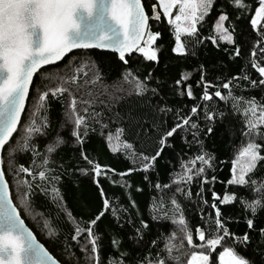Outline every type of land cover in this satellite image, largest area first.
I'll list each match as a JSON object with an SVG mask.
<instances>
[{"label": "snow or ice", "instance_id": "snow-or-ice-1", "mask_svg": "<svg viewBox=\"0 0 264 264\" xmlns=\"http://www.w3.org/2000/svg\"><path fill=\"white\" fill-rule=\"evenodd\" d=\"M218 2L154 0L148 14L142 0H0V264H61L25 227L21 212L13 203L9 176L16 180L15 199L19 200L23 214L32 215L54 245H58L61 232L67 226L68 238L74 244L65 247L64 253L69 260H75V264H182L181 253L185 250V242L189 248L200 249L191 251L187 264H211L210 257L218 246L222 248L217 256L218 264H264V226L257 227V217L264 211V178H255L257 171H264L261 168L264 164V0H257L254 14L247 20L255 33L247 55L255 78L242 68L237 74L209 80L206 75L208 69L200 64L196 70L199 78L195 81V88L200 89L197 97L193 84L189 82L191 73L188 72H181L179 78L169 83L152 71L141 78L132 70L125 69L121 77L108 83L97 63L77 62L74 57L67 61L63 69L42 75L33 95L32 107L26 112L34 74L45 65L57 64L74 49H109L117 53L119 61L125 65L128 64L126 55L136 52L143 61L158 64L165 47L157 44L162 33L153 31L150 21L162 22V18L167 20L171 29L173 43L168 51L173 58L195 57L197 49L209 42L214 48H220L222 43L228 45L222 50L229 53V60L244 58L246 41L236 42L235 25L245 19L252 6L245 0H224L211 20L209 34L205 35L201 29L208 24L210 13ZM227 6L234 9L235 20L225 10ZM235 89L239 90V94ZM166 90L195 102L181 112L169 105ZM255 90L262 93L259 98L244 94ZM49 98L58 100L62 107L61 120L54 130L50 122ZM130 99L139 102L142 108L137 117L113 111L115 106ZM214 101L222 102L225 107L221 109ZM104 109L110 113L107 117L104 116ZM235 117H240L239 128L231 122ZM133 118L141 129L140 134H147L152 151L147 155L143 151L139 153V169L129 168L119 175L123 177L140 170L148 181V173L155 170L164 150L174 148L172 139L177 135L187 149L178 154L180 170L172 175L171 184L159 181L151 184L161 195L159 200L153 197L147 221L142 214L133 218L131 210L137 208L135 201H131L130 208L113 206L99 180H95L102 205L82 227L81 221L68 209L60 184L65 176L77 172L99 177L102 172L109 171L89 158L83 150L85 139L90 130L95 131L93 125H99L103 135L109 127L104 122L107 120L120 125L115 128L119 142L127 134L128 123ZM220 125L238 130L242 145L231 160V176L226 184L247 189L248 192L238 195L226 189L221 198L211 191L212 202L209 205V201L204 199V185L216 181L215 175L210 179L206 175L209 169H214L216 157L206 148L205 141L215 134ZM65 128L70 129L69 138L77 146L79 159L86 162L87 168L56 163L50 159L69 142L62 135ZM112 140L113 133L109 131L106 145L111 152L118 153L120 148L113 147ZM132 148L133 145L125 140L123 149L128 151ZM193 150L195 154L188 155ZM18 154L30 155L27 166L18 162ZM185 156L188 157L186 160ZM194 182L199 191L195 193L197 199L192 201L191 186ZM121 186L128 187L126 183ZM172 187L175 191L168 197V207L163 198L164 190ZM137 191L142 189L138 187ZM177 194L198 206L209 205L215 211V219L209 214L206 221L211 233L208 238L204 229L199 226L195 229V235L201 242L199 245L193 244V233ZM38 195L50 198V202L45 200L40 205L41 209L45 205H55L54 208L49 206L47 216L43 211L36 213L34 198ZM217 201L220 205L239 202L245 214L246 231L238 235L229 229V223L238 224L239 220L224 216ZM109 211L118 228H129L125 233L129 247L121 249L125 238L114 235L110 244L115 255L101 258L102 234L97 230ZM200 211L201 219H204L203 207ZM150 222L170 223L175 231L171 228L168 232L161 230L146 244ZM253 232L259 237L254 248ZM144 247L147 251H139ZM71 249H79V255Z\"/></svg>", "mask_w": 264, "mask_h": 264}, {"label": "trees", "instance_id": "trees-1", "mask_svg": "<svg viewBox=\"0 0 264 264\" xmlns=\"http://www.w3.org/2000/svg\"><path fill=\"white\" fill-rule=\"evenodd\" d=\"M154 0H142V3L145 5L146 13L150 14L151 9L150 5ZM245 2L251 5L250 11L246 14L244 20L236 22L235 25V35L236 42L242 43L244 41V58H237L234 60H229V53L223 51L224 47H229L228 45L222 43L220 48H214L210 42L206 43L204 46H201L197 49V55L195 57L189 56L187 58H173L168 48L173 43L172 33L170 27L167 25L165 19L162 18V22H153L150 21L152 30H159L162 33V37L157 41V44H162L165 47V53L158 64L148 61H143L142 56L132 54L127 56L128 64L125 65L123 62H120L117 55L112 53H105L99 51H76L69 55L61 63L45 68L37 73L33 80V84L30 89L29 99L26 105L27 109L32 107L33 95L35 93L36 87L40 84L42 75L47 74L48 71H58L63 69L64 65L68 60L77 59V62L83 60L87 62H93L98 64V69L102 73L105 81L111 83L116 81L118 77H121L122 72L125 69L132 70L141 78L147 72H154L155 76L162 79L168 80L169 83H172L174 79L179 78L181 72L191 73L189 82L193 84L194 94L198 97L200 94V89L195 88V81L199 78L197 74V68L200 64L205 65L208 69L207 78L209 80H215L217 76H227L229 74H237L241 71L242 68L246 69L249 75H252L255 78L256 74L254 70L251 69L250 63L247 59L248 52L251 49V45L255 39V33L251 30L250 25L247 23L248 18L254 14L255 6H257V0H245ZM220 3H224V0H219L217 6L210 13L208 18V24L201 29L202 33L207 35L210 32L209 25L211 24L212 18L217 15V8L220 6ZM227 12L232 14L231 19L235 20L234 9L231 6H227L225 9ZM243 38V41H242ZM237 94L239 90L235 89ZM245 95H255L258 98L262 95L259 90L251 91L249 93H244ZM167 100L169 105L179 108L181 112L186 111L192 106L195 101L188 100L187 97H180L174 95L171 90H166ZM50 101V122L52 125V130L56 129L58 122L61 120L62 116V107L61 103L58 100ZM218 103L220 108L223 109L225 105L222 102L214 101ZM97 111H101V108H97ZM104 116L107 117L110 113L107 109H104ZM114 112H120L122 115L126 113H131L133 117H137L141 112L142 108L134 99L127 100L120 103L119 105L113 108ZM26 112L22 116V120L26 116ZM171 122V117L169 118ZM240 117H235L231 121L233 124L239 128ZM104 122L109 124L108 129L104 130V134H101V129L99 125H93L95 131H89L88 137L85 139L83 150L89 155V158L94 162L99 163L103 168L108 169L106 173L102 172V175L99 177H94L93 175H81L78 172L74 173L71 176H65L60 184V191L65 196L67 201L68 209L73 213L78 220L81 221V226H84V223L88 221L100 208L102 205L101 197L99 190L97 188L95 180H99L100 187H102L106 193L107 198L113 204V206L130 208L131 201H135L137 208L132 209L133 218H136L138 215L142 214L143 218L147 221L149 220V209L153 204V197H156L157 200L160 199L159 193L151 186V184L159 181L161 184H171V177L175 172H178L180 164L181 150L184 149L183 141L181 140L180 135H177L172 139L174 144L173 149H165L162 157L159 158L156 162L155 170L148 173L149 180L144 179L145 173L143 171L137 170L132 173L121 177L119 173L127 172L129 168L139 169V159L138 155L143 151L146 155L151 154L152 145L147 142V134L143 136L140 134L141 129L137 126L136 119L133 118L128 123V132L127 134L120 139L118 142L116 139L115 128L120 126L118 124L111 123L107 120ZM111 131L113 133L112 146L119 147L120 151L118 153H113L109 150L106 145L105 138L107 133ZM231 132V135H230ZM70 129L65 128L62 131V135L68 139V144L61 148L57 153L54 154L50 159H54L56 163H63L65 165H73L78 167L87 168L88 165L83 160L79 159V153L76 150L75 146L71 139L69 138ZM16 134H14L15 137ZM182 135V134H181ZM131 143L133 148L131 150L125 151L123 149L124 141ZM240 133L238 130L226 129L223 125L218 126L215 129V134L208 138L205 141L206 148L214 153L216 160L213 162L214 169H209L206 172V175L210 179L213 175L216 176V181L204 185V199L209 201V205L212 202L211 191H215L218 195L223 196L225 190L227 189L229 193L235 192L238 195L247 194V189H240L237 186H228L226 184L227 179L231 176V160L238 153L239 147L242 146L240 143ZM42 143V142H41ZM10 147V146H6ZM43 151V149H41ZM187 151V149H184ZM134 154L136 162L133 163ZM195 154V150L189 152L188 155ZM264 154V153H262ZM188 157L185 156L186 160ZM4 166L6 170L7 155L6 152L3 153ZM17 160L19 163H27L30 160L29 154H18ZM221 161H223L221 163ZM261 168L264 169V164L261 165ZM114 170V171H113ZM31 179L30 177H22ZM255 178H264V171H257ZM10 181V193L14 198L13 203L17 206V210L21 212V218L24 220L25 224L29 229L34 233L37 240L45 246L54 258L61 261V264H64L65 261H68V264H75V260H69V257L64 253V248L68 247L74 242H71L68 238L70 233L67 226L64 227V230L61 232V240L58 245H54L51 238L47 235L45 230L41 229V226L37 224L36 220L32 218V215H25L22 212V206H20L19 200L15 199L16 195V180L15 178L8 177ZM151 182V183H149ZM127 184L128 187H122L121 185ZM142 189V191H137V188ZM175 191V188L164 190V201L166 206L170 207L168 197ZM191 191L193 193L192 201H195L197 197L195 193L199 191L197 183H193L191 186ZM36 201V213L43 211L45 216L49 211V206L54 208V204L45 205L41 209L40 205L50 198L43 197L38 195L34 198ZM177 199L181 203L185 219L189 225V229L193 233V244L199 245L201 242L197 239L195 235V229L199 226L205 230L206 238H208L211 233L208 231L207 223L209 214L212 219H215V211L210 208L209 205H200L196 203L185 200L182 196L177 194ZM218 207L221 209L224 216H232L234 221L239 220V223H229L227 226L233 232H236L238 235L246 231V225L244 223L245 214L244 210L241 208L239 202H233L228 205H220L217 201ZM201 207H203L204 219H201ZM126 215V214H125ZM138 222V221H137ZM42 223V221H41ZM264 226V211H261L257 217V227ZM175 231L174 226H171L170 223L156 224L150 222V231L145 236V243H150L151 239L156 238L157 234L163 230L168 232L169 229ZM98 233L102 234V257L109 254L115 255L112 250L110 241L115 235L117 238L124 237L125 242L121 245V249H126L129 247V244L126 240L125 233L129 231V228L126 226L123 230L117 227L116 222L114 221L111 212L102 219L100 222ZM253 235V245L259 241L258 234L255 232ZM75 251L76 255H79V249H71ZM199 251V248H189L185 242V250L181 253L182 264H186L187 259L190 257L191 251ZM222 248L217 247L215 252H213L210 257L211 264H218L217 256L219 251ZM139 251H147V248L144 247ZM252 249L250 248L249 254H251Z\"/></svg>", "mask_w": 264, "mask_h": 264}, {"label": "water", "instance_id": "water-1", "mask_svg": "<svg viewBox=\"0 0 264 264\" xmlns=\"http://www.w3.org/2000/svg\"><path fill=\"white\" fill-rule=\"evenodd\" d=\"M153 22H158V21H153ZM76 51H99V52H105V53H112V54H115V55H117V57H118V54L117 53H114V52H112L111 50H109V49H95V48H89V49H74L71 53H68L67 55H66V57L63 59V60H65L69 55H71L72 53H74V52H76ZM132 54H135V55H139L138 53H136V52H133ZM131 54V55H132ZM127 56H130V55H126V57ZM63 60H61V61H59V62H57V64H59V63H61ZM57 64H55V65H57ZM55 65H45V66H43L42 67V69L41 70H43V69H45V68H48V67H52V66H55ZM41 70H39V71H41ZM37 74H34V77H33V80H34V78H35V76H36ZM31 86L32 85H30V89H31ZM27 102H28V100L26 101V105H27ZM22 116H23V114H22ZM15 206V205H14ZM25 227H27L28 229H29V227L25 224ZM30 230V229H29ZM31 231V230H30ZM32 232V231H31ZM33 233V232H32ZM33 235H34V233H33ZM35 236V235H34ZM36 237V236H35ZM37 239V238H36ZM37 242L38 243H40L38 240H37Z\"/></svg>", "mask_w": 264, "mask_h": 264}, {"label": "rangeland", "instance_id": "rangeland-1", "mask_svg": "<svg viewBox=\"0 0 264 264\" xmlns=\"http://www.w3.org/2000/svg\"><path fill=\"white\" fill-rule=\"evenodd\" d=\"M173 14H175V10H173ZM165 21L167 22V20L165 19ZM190 258V257H189ZM186 264H187V262H186Z\"/></svg>", "mask_w": 264, "mask_h": 264}]
</instances>
